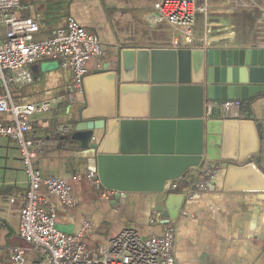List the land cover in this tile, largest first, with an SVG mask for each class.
<instances>
[{
    "label": "crops",
    "instance_id": "1",
    "mask_svg": "<svg viewBox=\"0 0 264 264\" xmlns=\"http://www.w3.org/2000/svg\"><path fill=\"white\" fill-rule=\"evenodd\" d=\"M22 1L29 5L25 15L40 27L35 36L37 41L62 28L68 17L99 37L103 55L87 63L88 74L102 72L101 68L112 55L124 48L250 49L264 46V0H254L256 7L248 6L252 5V0H197L206 10L196 15L192 34L198 41L191 45L185 44L183 36L166 23H148L154 0ZM59 8L66 15L64 22L42 34V12L49 17L59 13ZM160 25L169 28L167 34L154 37L161 45L148 44L150 39L145 32ZM130 27H141L144 31L139 35L137 28L130 30ZM43 64L46 63L30 67L32 84L22 88L10 86L8 93L16 104L58 100L47 113L32 119L31 136L45 142L36 150L34 168L43 178L66 180L72 189L75 202L72 207L62 205L59 198L43 186L37 191L43 201L42 208L47 211L49 206L53 207L56 224L64 233L75 234L88 224L90 231L83 244L92 249L105 245L125 229L136 230L142 239L158 236L170 222L175 226L176 264H264V193L223 192L224 170L220 167L209 180L207 191L198 192L192 199L185 197L192 179L205 168L217 167V163H203L176 181L175 193L184 195V199L175 219L165 217V194L119 193L109 199L101 197L84 178L86 172L94 171L92 156L71 139L74 127L80 122V114L86 108L83 92L76 91L68 83L69 73L61 69L59 73L56 71L59 68L48 69L47 66L41 70ZM95 67L98 69L92 71ZM3 92L0 86V94ZM239 102L238 118H224L220 106L214 108L215 113L216 109L220 111L219 119L255 123L259 152L253 161L264 173V92L247 102ZM7 119V115H0L1 121ZM58 125L69 126L71 135L56 140L53 130ZM136 137L137 134L130 130L126 139L134 143ZM28 188L29 180L18 144L0 138V264H10L8 257L12 247H26L17 236V229Z\"/></svg>",
    "mask_w": 264,
    "mask_h": 264
},
{
    "label": "water",
    "instance_id": "2",
    "mask_svg": "<svg viewBox=\"0 0 264 264\" xmlns=\"http://www.w3.org/2000/svg\"><path fill=\"white\" fill-rule=\"evenodd\" d=\"M82 92L86 108L71 139L92 156L102 188L165 194V217L175 219L184 195L165 193V184L210 162L224 170L223 192L264 193L255 123L219 119L217 109L203 115L206 102L264 92L263 48H124L84 78Z\"/></svg>",
    "mask_w": 264,
    "mask_h": 264
},
{
    "label": "built area",
    "instance_id": "3",
    "mask_svg": "<svg viewBox=\"0 0 264 264\" xmlns=\"http://www.w3.org/2000/svg\"><path fill=\"white\" fill-rule=\"evenodd\" d=\"M252 5L256 7L254 0ZM255 4V5H254ZM29 5L21 0H0V115H7L6 121L0 120V138L18 144L21 161L29 180V188L24 205L19 212L17 236L27 246H16L9 250L10 264H176L175 226L167 222L158 236L142 239L136 230L125 229L105 245L87 249L83 244L85 235L90 231L88 224L75 234H67L56 228V213L52 206L45 211L43 201L37 196L40 186L56 195L65 207L75 205L69 183L61 178H43L34 168L36 150L44 140L32 138V119L47 113L57 103V99H47L39 103L16 104L8 89L10 86L22 88L33 83L30 67L40 63H55L58 68L71 75V86L82 92V82L88 75L86 65L103 55L99 37L86 31L75 19L68 17L65 26L55 30L49 37L37 41L38 23L25 16ZM205 5L197 0H154L153 13L148 23H166L183 36L184 43L191 45L198 41L192 34L196 15L205 12ZM263 48L264 46H259ZM220 106L224 118H238L240 102L224 101L220 104L206 102L203 115L211 114ZM72 130L67 125L55 126L54 138L70 136ZM54 140V141H56ZM53 142V141H52ZM217 167L205 168L193 179L186 192L192 199L198 192L207 191L209 180ZM101 197L112 198L119 194L101 187L95 171L84 175ZM176 181L167 182L165 193H175ZM121 194V193H120Z\"/></svg>",
    "mask_w": 264,
    "mask_h": 264
},
{
    "label": "rangeland",
    "instance_id": "4",
    "mask_svg": "<svg viewBox=\"0 0 264 264\" xmlns=\"http://www.w3.org/2000/svg\"><path fill=\"white\" fill-rule=\"evenodd\" d=\"M21 4H25L26 5V3H23L22 0H21ZM59 10H60L59 13H56L55 15L49 16V17L46 15V12L45 11L42 12V14L44 15V16L41 17V22H40L41 25H44V28L42 30V34H46L47 32H50L55 27H57L58 25H61L64 22V19H65V16L66 15H65V13H64V11H63L62 8H59ZM134 14H136V13H134ZM133 22H134V20H133ZM198 25H200V21H198ZM136 28H137V30H136ZM136 28L130 27L129 29L130 30H132V29L134 30L135 29L136 31L139 32V35L143 33V31H144L143 28H141V27H136ZM168 31H169V28L167 26L160 25V26H158L157 28H154V29H149V30L147 29V31L145 33L148 35L147 36L148 38L145 37V36L144 37L147 38V39H150L149 40V43H148L150 45H161V43H159L157 40H155L154 37L155 36H160V35L162 36L163 34H167ZM59 70L60 69H57L56 71L60 73ZM68 83L69 84H72L71 78H70V73H69ZM27 86H29V85H27ZM24 244H26V243L24 242ZM26 246H27V244H26Z\"/></svg>",
    "mask_w": 264,
    "mask_h": 264
},
{
    "label": "flooded vegetation",
    "instance_id": "5",
    "mask_svg": "<svg viewBox=\"0 0 264 264\" xmlns=\"http://www.w3.org/2000/svg\"><path fill=\"white\" fill-rule=\"evenodd\" d=\"M101 70H102V68H101Z\"/></svg>",
    "mask_w": 264,
    "mask_h": 264
},
{
    "label": "trees",
    "instance_id": "6",
    "mask_svg": "<svg viewBox=\"0 0 264 264\" xmlns=\"http://www.w3.org/2000/svg\"><path fill=\"white\" fill-rule=\"evenodd\" d=\"M26 16V15H25Z\"/></svg>",
    "mask_w": 264,
    "mask_h": 264
}]
</instances>
